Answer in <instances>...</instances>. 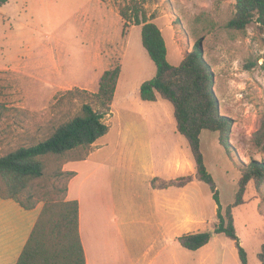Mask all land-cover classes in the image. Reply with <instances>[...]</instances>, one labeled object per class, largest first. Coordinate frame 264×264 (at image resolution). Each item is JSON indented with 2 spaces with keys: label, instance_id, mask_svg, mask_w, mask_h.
I'll list each match as a JSON object with an SVG mask.
<instances>
[{
  "label": "rangeland",
  "instance_id": "1",
  "mask_svg": "<svg viewBox=\"0 0 264 264\" xmlns=\"http://www.w3.org/2000/svg\"><path fill=\"white\" fill-rule=\"evenodd\" d=\"M130 1L10 0L0 8V157L48 139L80 115L86 103L98 110L92 94L98 91L101 76L121 66L119 94L105 117L109 134L89 148L43 156L44 175L20 196L26 204L36 203L42 211L48 201L66 200L77 169L73 194L81 195L85 212L104 211L112 192L124 203L125 212H130L128 198L137 184L147 181L151 166L162 173L166 164L176 163L178 170L188 171L191 162L197 169L189 140L178 132L173 104L165 99L144 102L140 92L136 94V86L152 80L157 68L143 47L142 28L132 23L124 26L120 11ZM236 1L147 0L144 4L148 17L163 32L172 66L178 67L202 42L204 58L214 73L213 89L221 114L234 122L229 151L220 145L218 133L205 131L200 137V152L218 190L223 214L237 200L238 166L252 159L264 161V153L251 141L264 114V43L256 24L245 31L228 28ZM133 121L139 130L129 140L126 159L119 163L115 150L119 126ZM148 133L151 153L140 143ZM100 151L90 163H83ZM128 165L130 169L125 170ZM192 179L179 175L168 184L179 187ZM194 188L195 196L201 197L200 207L195 206L199 225L194 229L212 232L219 222L211 186L198 181ZM0 189L6 190L1 180ZM233 215L248 263L263 264L264 181L259 188L254 181L247 186L243 203L233 208ZM15 217L14 208L0 207V234L5 220ZM21 228L19 235L28 232L27 224ZM211 244V257H206V251L184 250L183 254L182 249L170 248V260L242 264L234 240L213 235Z\"/></svg>",
  "mask_w": 264,
  "mask_h": 264
},
{
  "label": "trees",
  "instance_id": "2",
  "mask_svg": "<svg viewBox=\"0 0 264 264\" xmlns=\"http://www.w3.org/2000/svg\"><path fill=\"white\" fill-rule=\"evenodd\" d=\"M10 0H0V8ZM147 0H131L120 13L129 24L142 28V44L157 68L156 76L140 87V98L156 102L159 97L169 101L175 108L178 132L185 136L192 148L201 181L211 186L218 206V225L212 232L186 234L179 238L180 244L196 251L207 245L214 234H225L234 240L242 264H249L246 252L237 235L233 208L243 203L247 186L254 181L259 188L264 181V161L252 159L238 166L241 173L237 200L226 211L212 176L205 168L200 152V137L203 132L219 134V143L231 149L232 118L221 114L218 98L214 92V73L205 60L199 41L178 67L168 61V47L159 26L151 21L144 7ZM236 12L228 28L245 31L256 24L264 43V0H237ZM121 76V66L106 70L100 78L99 89L92 94L99 106L95 110L86 103L81 114L62 124L48 139L29 147H21L0 157V180L6 184V192L0 189V198L14 200L25 210H33L36 203L26 204L20 196L27 192L32 183L44 175L46 166L41 160L50 154L62 155L80 147L89 148L109 133L105 117L112 105ZM3 93L0 84V97ZM252 145L264 153V114L258 129L252 135ZM261 260L264 264V246ZM17 264H86L80 239V204L78 200L48 201L38 216L30 237Z\"/></svg>",
  "mask_w": 264,
  "mask_h": 264
},
{
  "label": "crops",
  "instance_id": "3",
  "mask_svg": "<svg viewBox=\"0 0 264 264\" xmlns=\"http://www.w3.org/2000/svg\"><path fill=\"white\" fill-rule=\"evenodd\" d=\"M140 87L141 85L136 86L137 95ZM118 94L119 85L115 100ZM161 99L163 98L159 97L156 103ZM138 130L139 126L135 121L130 122L129 125H122V128L119 126L118 142L115 147L119 163L126 159L125 155L132 144L129 140L133 136L136 138L135 133ZM150 138L148 133L146 139L141 140L140 143L151 153ZM99 153L101 151L91 154L83 163H90ZM186 162L184 164H187ZM188 163L190 165L188 171L187 168L178 170L176 163L166 164L165 172L162 173L151 166L149 180L147 179L145 183L143 181L140 185L137 184V190L131 191L128 198L131 203L130 212H125L124 203H121L113 192L111 197L107 198L108 205L104 211L85 212L81 195L73 194V185L79 176L76 169L77 175L69 186L66 200H78L80 204V239L86 264H186L184 259L170 260L169 249H182L183 254L184 250L190 251L180 244L179 238L186 234L201 232L194 229L195 225H199L197 220L199 217L195 215L198 210L195 206L198 208L201 203V197L195 196L194 187L201 180H199L198 169L193 163ZM124 169L129 170L130 165L125 166ZM179 175L192 176L193 179L179 187L168 184ZM162 182L167 184L161 186ZM0 207H11L17 212L16 219L5 220L6 227L0 234V250L2 247L0 264H17L41 213V207L25 210L16 201L1 198ZM25 220L27 223H24ZM24 224H27L28 232L19 235L21 226ZM211 240L202 248L190 252L206 251L204 252L206 257H211L214 254V250L211 249Z\"/></svg>",
  "mask_w": 264,
  "mask_h": 264
}]
</instances>
